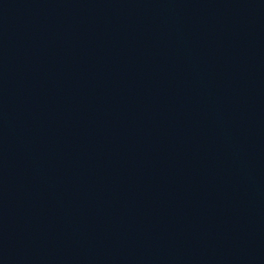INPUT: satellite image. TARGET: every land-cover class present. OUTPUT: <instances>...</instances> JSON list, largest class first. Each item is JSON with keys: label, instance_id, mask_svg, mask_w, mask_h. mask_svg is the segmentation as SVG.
I'll return each mask as SVG.
<instances>
[{"label": "water", "instance_id": "obj_1", "mask_svg": "<svg viewBox=\"0 0 264 264\" xmlns=\"http://www.w3.org/2000/svg\"><path fill=\"white\" fill-rule=\"evenodd\" d=\"M0 264H264V0H0Z\"/></svg>", "mask_w": 264, "mask_h": 264}]
</instances>
